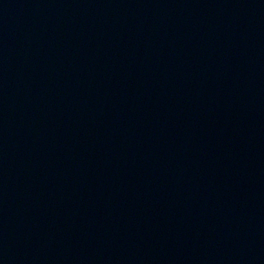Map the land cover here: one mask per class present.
<instances>
[{"label": "water", "instance_id": "water-1", "mask_svg": "<svg viewBox=\"0 0 264 264\" xmlns=\"http://www.w3.org/2000/svg\"><path fill=\"white\" fill-rule=\"evenodd\" d=\"M0 264H264V0H0Z\"/></svg>", "mask_w": 264, "mask_h": 264}]
</instances>
